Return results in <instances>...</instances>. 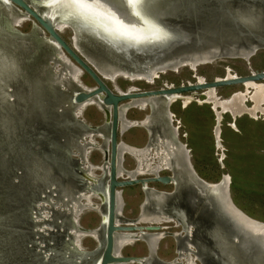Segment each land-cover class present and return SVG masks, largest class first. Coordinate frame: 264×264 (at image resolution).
<instances>
[{
  "label": "rangeland",
  "instance_id": "obj_1",
  "mask_svg": "<svg viewBox=\"0 0 264 264\" xmlns=\"http://www.w3.org/2000/svg\"><path fill=\"white\" fill-rule=\"evenodd\" d=\"M40 1L41 0H36L38 3H40ZM230 1L234 0H152L151 2L161 11L170 13L175 11L176 13L174 15H176V17H181L185 13L187 17H192V21L199 24L197 25L198 28L209 29L210 24L212 25V23H218L219 28L224 25V22L226 21L224 17H227L224 15L227 14V10L229 12L228 16L230 17L235 13L233 7H227L226 5ZM244 1L252 5L253 15L249 16V20H246L247 13L243 14L245 17L243 18L241 24L246 26L251 25L253 27L259 25L262 26L261 29L264 30V0ZM180 21L181 20H175L176 23ZM39 29L40 28L35 25L31 18L22 19L17 26H13L8 19H0V32L11 33L14 36H29L31 39L36 41L38 40L40 32ZM43 34L46 33L43 32ZM59 34L66 42L70 44L73 42L77 50L86 56V58L88 57L87 51L85 49L83 50V47L80 46L81 43H78L79 41H77L76 45V39L78 38L71 27H62ZM53 52L56 56L53 57V61L48 64L54 72L53 80L63 86L62 80L64 79V83L71 80L70 75L73 73L74 66L76 64L71 62L65 54L60 53L58 50L53 49ZM5 53L3 54V57H5ZM1 54L2 53H0V55ZM131 55L132 54H130V56ZM132 56L136 58L135 55ZM55 58L56 60L54 61ZM137 60L139 61L141 59L137 58ZM189 67L193 71L190 70ZM189 67L180 66L175 70H163L162 72H159L161 74H156V76L159 77L154 80L153 84L148 83L144 78L138 80L136 78H129L123 74L110 76L103 72L101 73L105 78L104 82L112 90L125 92L131 89H156L162 87L164 84L179 85L185 84L186 82H194L196 79L193 76L198 77V79H201L202 77L208 81L213 77L221 76L225 73L226 69L227 71H230V74L236 73L241 75L247 74L249 71L264 70V48H258L246 59H243V57L232 56L218 57L213 59L210 63L199 64L195 66L194 69L191 66ZM8 68L9 65L6 64L5 59H0V75H5V71L9 73L10 70ZM76 77L78 82L84 88H91L95 85L92 79L83 71H81V73ZM1 80H4V78ZM257 84H264V80H259ZM64 85V89L71 86L68 83ZM7 90V87L2 89L0 85V98L7 99L8 101L12 97ZM214 90V94L216 92L218 96L222 97H226L232 92H235L236 94H246L247 91L251 93L254 91L252 88H247L246 86L244 88L242 84L215 87ZM200 91L202 90L183 93V97L185 98L186 96H192V100L189 101L186 107H184L185 104H180L179 100H175L172 104L167 105L166 110L169 112L170 119L172 120L171 124L173 127L178 128L179 126V128L175 131V136L172 134V131H169L170 138L165 136L166 142L163 140L165 145L164 148H160V154L163 156L162 152L165 150V152L170 156L168 157L169 159L166 160L168 162L167 165L171 166V162L177 159V166H179V163H181V157L184 156L185 151H188L185 156L189 155V161L192 168L200 179L205 181L208 185L213 186L217 184L222 176L221 184L217 185L226 183L227 186L229 181L228 192L234 205V210L237 213H241L249 220L264 224V115L256 112V115L242 113L238 116L231 117V114L229 115L227 112L223 113L219 120V145H217V141L215 139L216 136L213 132V126L216 123L214 117L215 110L214 108H211L209 103L203 102L205 98L204 95H201ZM68 95V92L65 93V90L56 92L54 97L58 96L59 98L57 100L54 99V105L58 106L62 103H66ZM247 98L248 100L245 102L246 106L251 108L253 106V102L249 99L248 95ZM227 99H230V97ZM150 100L151 99L147 100V102ZM53 102H51V100L49 101V123L44 129H39L37 131L29 132L26 131V129L24 131H19L18 125L15 127L14 118L6 121V117L1 115L0 120L3 122L5 120L6 129H8V131L10 130L8 135L6 133L5 141H3V143L1 142L7 146L3 147L6 151V155L10 156L15 153L14 156L20 157L21 161L24 160L22 161V166L20 167L22 174L19 176V181L17 180L22 189H24L23 184H25L26 188V184L30 185V183L33 188H37L35 187L37 186L35 183H38V185L46 184V182L49 183L48 180L53 181V175L60 177L58 174L64 178H70L72 180V183L70 184L76 185L77 189H79V186L83 185L82 179L78 176L79 169L77 168L79 165L78 163L76 164L75 160L80 157L78 156L80 155L79 152L81 150L83 151V149L81 146H78L77 143L74 150L76 155L71 154V145L68 143L69 141L67 139L69 133L65 130L68 129L69 131V129H74V131L77 132L83 127L82 125H78V123L75 120L73 121V119V123H71V118L67 115L65 110L56 112L55 109L52 108ZM156 103L159 108H161L160 102ZM141 107L144 109L143 111H139L136 108H130L124 114L125 117L129 120L139 122L146 116H151V112H154V110L150 109V114H148V109L150 107ZM101 110L103 109L98 107L96 104L87 105L85 108L78 111L80 117L77 119H81L84 124L99 126V130H102L105 134H107L108 128L106 125H103L104 117ZM161 112H163V108L160 113ZM218 112H220V109H218ZM171 113H173V117H171ZM158 114L159 113L156 115L157 120L160 118ZM147 134H149L147 126L145 128L139 125L126 130V132L118 136V140L137 146V148H141L142 150L148 139ZM1 136L2 134L0 135V138ZM91 141L96 142L101 146L104 144V142L96 136H94ZM183 144H185L184 148L182 146ZM168 145L173 148L168 147ZM32 148L39 153L38 156H40V164L42 165V162L46 163H43L45 166H43L44 169H42V171V166L39 165V174L33 181L26 175L27 171L31 173L34 169L29 167V164H25V161L30 159L29 156L26 158V153ZM9 152L10 155L8 154ZM102 153L104 154L103 150L95 149L92 146L88 148L86 155L87 160L92 166L90 173L95 176L98 185L104 180V177L102 176V166L104 164ZM127 153L128 154H124L120 163V178H124V176L127 175L126 173H123L124 170L132 172L138 167L136 157L138 152L133 151ZM155 153L156 150L153 149V151H150V153L147 154V158L149 159L147 164L156 166L157 163H160V159ZM169 168L170 167L161 169L157 172V174H171ZM149 173L151 174L153 172ZM149 173L144 172V174L136 175V177L147 176ZM24 179L26 182H24ZM147 186L149 189L153 188L157 191L155 192L153 190L155 198L158 199L157 201H161L162 199V195L157 197V193L169 192L173 187L171 183L161 184L159 182H149L147 183ZM82 187L83 186H81V188ZM27 188L30 187L28 186ZM4 191L7 190L4 189L0 178V264H53L54 261L57 262V259H60L59 257L61 256V253L66 250L65 247L63 248L61 244H59V246L56 244H47L46 241L51 238L50 236L46 237L36 234L38 239H33L31 236L34 235V233L29 231V227L31 226L30 220L23 214L25 211V203L24 205L23 201H21L22 204L19 203L17 199H14V195H11L10 193L8 195L6 192V195H4ZM26 193L25 198L28 195L26 199L27 201H31L33 199L32 192L30 194ZM65 195L69 197L71 196V193L68 192ZM120 196L122 203L120 218L128 219L129 221L136 219L140 215L141 203L144 198L141 186L139 184H134L122 187ZM100 201L101 200L98 196L91 193H83L82 197L74 200V208L79 210L78 215L76 216V218H78V227L96 232L95 227L100 224L101 215L103 214V212L98 209L100 204L103 203ZM51 203L54 208H59L60 211L67 208L69 205L68 202L64 201V198L60 200L59 207L55 206L56 202L51 197L49 199L44 198L43 201L40 200L38 204L41 206L38 208L41 210L36 215L35 220L41 222L39 224L41 231L52 229L51 225L46 222L50 220L51 217V212L49 211L52 207L50 205ZM66 212H72L71 208H68ZM143 217L146 219L145 216ZM160 217L163 216L161 215ZM148 223L155 222H139L138 224L145 225ZM158 224L161 226V229H159L160 231H158L159 236H154L153 231L147 232L148 234L146 236L138 239L132 237V233H130L129 236L117 234L116 243L119 253L121 255L139 257L146 256L148 250L149 252L152 251L151 242H153L154 239H157L155 244V256L158 259L162 261H170L168 262L170 264H172L174 260L181 264H186L188 257L186 255L188 252H186L182 248L183 245H181L183 241V231L185 232V229L179 225L176 219L158 222ZM190 232L191 230L189 233ZM255 233H257L256 230ZM134 234L138 235L139 233L135 232ZM37 240H39V242H43V244L45 243V245L39 248L38 245H36ZM102 241L103 238L101 237V234L99 235L97 232L94 235H85L78 238L77 242H79L81 251L74 253L71 252V255L75 254L82 257L89 256L90 260H92L95 256L98 258V254L102 247ZM189 246L193 252L196 250L194 245L192 247V245L189 244ZM39 249H41V252L38 251ZM44 250L51 251L53 253L52 255L47 256L49 258L46 259V261L42 260L41 257V255H43L42 251ZM193 252L190 253V258H188L189 263L187 264H200L199 259L195 257ZM126 264L137 263L133 262Z\"/></svg>",
  "mask_w": 264,
  "mask_h": 264
},
{
  "label": "water",
  "instance_id": "obj_2",
  "mask_svg": "<svg viewBox=\"0 0 264 264\" xmlns=\"http://www.w3.org/2000/svg\"><path fill=\"white\" fill-rule=\"evenodd\" d=\"M57 0L43 1L39 7L50 6ZM152 0H86V6H89L95 10H92L95 18L89 23L93 24L96 31L93 36H85L81 38L93 43L97 47L104 48L109 52H125L137 56L139 61L150 62L160 60L161 58L175 55V52L180 50H186L196 47L197 45H204L205 41H211L214 37L222 36L227 32L235 35L239 38L246 39L244 47L247 49V57L254 53L256 49L252 48L247 43L257 44L258 47L264 45V30L261 31L262 26H246L242 25L238 17H230L225 14V22L219 28V24L212 23L210 28H198L197 22L192 21V17H187L186 14L181 17L174 15L176 12L161 11ZM154 1V0H153ZM0 19H10L9 13L12 15L14 12H10L11 6L19 8V10L26 14V17H30L35 25L40 28L38 40L34 41L29 36H14L11 33L0 32L1 47L0 51H6L5 57L3 53L0 55V59H5L6 64L9 65L10 72L5 71V75H0V85L3 88L7 87L12 99L8 100L0 98V119L1 115L6 117V121L14 118L15 127L18 125L19 131H37L44 129L49 123L48 116H50V103L57 100L59 97H54L56 92L65 90L68 92V100L66 103H62L58 106L54 105L53 109L56 112L65 110L67 115L71 118V123L75 120L78 125L89 128L87 124H84L82 120L77 121L74 114L71 112L72 106L80 104L86 99L93 97L97 106L106 110L103 113L104 123L107 126V141L105 145L104 162L107 163L108 168L104 180V204L101 203L100 209L103 214L101 215L100 224L95 227L98 234H101L103 238L101 251L98 254V264H111L117 262L119 264L137 263V264H167L170 261H162L155 256V247L146 256H130V255H116L113 253L114 249V234L116 231L123 230H146L157 231L161 229L158 223H148L145 225L138 224L140 221L132 219L131 221L123 220L121 225L115 223V218L118 217L116 212V198L117 193L121 192V188L129 185L139 184L143 190L144 198L141 204L145 202L146 195L148 194L145 189L148 187L149 182H159L161 184L173 185L171 191L164 192L160 201L161 210L171 215L172 212L178 210L179 213L185 218V221L192 225L191 234H187L183 231L182 239L187 238L188 241L195 247L193 252L199 259L200 264H253L251 256L255 253L254 246L251 249L243 251L239 249L240 235L237 225L226 217L223 211L218 207L217 200H215L217 188H212L206 184L205 181L200 179L192 168L189 161V155L186 157V165L190 174L197 179L196 184H189L182 178L178 177V171L174 167L170 166L171 174L159 175L155 171L147 176L129 177L127 175L124 178H120L118 174V157H119V143L117 141L119 120H120V105L123 101L137 97H151L160 95L181 94L189 91L204 90L209 87H220L225 85L243 84L247 80L259 81L264 79V70L250 71L245 75H239L236 77H223L215 78L208 81H200L190 84H179L175 86L159 87L157 89H148L142 91H125L119 92L117 90L110 89L104 82L103 76L95 68L86 56H84L73 44L66 42L59 34L57 27L55 26L54 18L43 10L34 7L28 0H0ZM145 14V15H144ZM55 16V14L53 15ZM149 16V17H148ZM3 18V19H2ZM154 20H152V19ZM258 18V17H257ZM58 19V18H57ZM175 20H181L176 23ZM264 20V15H263ZM10 21V20H9ZM138 21V22H136ZM174 21V22H173ZM189 22V23H187ZM13 26H17L16 22L10 21ZM157 24V25H156ZM88 26V25H86ZM45 32L46 34H43ZM93 39V40H92ZM89 48L91 46H88ZM53 49L58 50L60 53L65 54L71 62L75 63L79 67V71L85 72L94 82V86L91 88H84L79 83H76L73 79L66 82L70 87L65 86L64 79L62 80L63 86L60 83L55 82L53 79L54 72L51 66L48 64L51 60V54ZM214 58L218 55V52L209 51ZM131 57L133 58V56ZM224 55L222 53L219 56ZM111 59V58H110ZM56 58L54 59V61ZM102 61L104 59L102 58ZM112 64V63H111ZM118 63H116L117 65ZM120 65V64H119ZM132 71L137 70V66L128 65ZM122 67V66H120ZM129 70V71H131ZM36 82V83H34ZM73 90V91H72ZM64 96V95H63ZM94 101V100H93ZM52 115V114H51ZM74 116V117H73ZM73 119V121H72ZM6 121L0 120V178L4 189V195L6 192L11 195L22 194V191L32 192L35 191H52L54 189L52 180H48L49 183L37 184V188H33L29 184H23V188L19 186V176L22 174L21 166L22 160L18 156H14L15 153L6 155V151L2 144L6 139V133L9 134L6 129ZM3 122V123H2ZM74 126V125H73ZM92 128H98L99 126H90ZM82 128V129H83ZM62 129V128H61ZM82 129H79L81 131ZM151 132L153 127L149 128ZM69 136L68 141L72 139L74 133L73 142L77 141V132L74 129L68 131L65 129ZM158 130V129H156ZM78 131V132H79ZM2 142V143H1ZM5 143V142H4ZM7 144V143H6ZM69 144H71L69 142ZM68 144V145H69ZM7 147V146H6ZM185 144H183V148ZM71 149V148H70ZM188 152V151H186ZM38 152L33 148L26 153L30 159L25 161V164H29V167L33 168V172L27 171V177L30 180H34L39 174L40 168V156ZM39 162V163H38ZM42 162V169H44ZM166 169V168H165ZM49 174V173H47ZM58 185L67 187V183L71 185L72 180L68 177H63L58 174ZM18 177V178H17ZM62 177V178H61ZM70 177V176H69ZM60 179V180H59ZM18 180V181H17ZM222 176L217 184H221ZM38 181V179H37ZM24 182L26 180L24 179ZM51 183V185H50ZM229 183V181H228ZM228 183L226 190L228 191ZM66 184V185H65ZM76 186V185H74ZM83 186V185H81ZM80 186V187H81ZM79 187V188H80ZM153 189V188H152ZM157 192L155 189H153ZM31 191V192H30ZM101 192V191H100ZM228 194V192H227ZM210 201L211 204H208ZM102 202V201H100ZM147 207V205H146ZM150 209V208H149ZM152 210V209H151ZM104 216L105 218H103ZM197 216H202V220L205 221L203 236L206 240H198L196 231L199 229L195 224ZM207 223V224H206ZM215 227H220L227 232L228 246L234 249V254L231 257H225L219 252L220 247L215 242L213 236V230ZM186 235V236H185ZM177 236V235H176ZM205 244V249L208 254L203 253V246L197 244ZM184 244V243H183ZM262 244V243H261ZM182 245V243H181ZM185 246V245H184ZM183 246V247H184ZM262 260L264 262V249L261 247ZM174 264H181L174 260Z\"/></svg>",
  "mask_w": 264,
  "mask_h": 264
},
{
  "label": "flooded vegetation",
  "instance_id": "obj_3",
  "mask_svg": "<svg viewBox=\"0 0 264 264\" xmlns=\"http://www.w3.org/2000/svg\"><path fill=\"white\" fill-rule=\"evenodd\" d=\"M30 1H32L33 5L34 4H39L40 5V3L42 1H45V0H41L40 3L36 2V0H30ZM9 11L10 12H14L13 15L11 13L8 14V16H10L9 20L12 21V22H16V20H17V25H18V23L21 22L20 20L24 18L23 12H21L18 8L14 7V6H13L12 9H9ZM40 32H41V30H40ZM1 44H2V42H1V39H0V47H1ZM5 52L6 51H4V52L2 51L3 54ZM0 53H1V51H0ZM55 56H56L55 53L52 52L51 58H50L51 60L49 61V64L53 61V57H55ZM221 57H230V56H221ZM243 59H246V58H243ZM210 62L211 61H205V62H200L199 64L210 63ZM186 66L189 67V65H186ZM190 70H192V69L190 68ZM159 74H161V73H159ZM232 75L233 74H230V71H227V69H226L224 74H222L221 76H218V77H213L212 79L223 78V77H232ZM238 75H241V74H238ZM243 75H245V74H243ZM158 77L154 76L153 79L152 78H146V79L144 78V79L146 81L148 79L147 82L150 83V84H153L154 80L157 79ZM193 77H195V79H196L194 82H186L185 84L200 82L198 77H196V76H193ZM129 78H131V77H129ZM135 78L138 79V77H135ZM201 79H202V81L203 80L206 81L202 77H201ZM34 83H36V82H34ZM245 84H242L244 88H245ZM168 86H175V85H165L164 84L162 87H168ZM210 89L211 88H206V89H204V90H202L200 92H201V95H204V98H205L203 102L209 103L211 105V108L213 109L212 103L207 102V93H209V92L214 93L213 91H215L214 88H212L213 91H209ZM129 91H142V90L131 89ZM234 94H236V93L232 92L228 96L222 97V96H218V94L215 92V96H217V98L219 100H225V99L233 96ZM186 98H189V100L187 101ZM186 98L181 96L180 98L175 99V100H179L180 104L184 105V102H188L189 103V101L192 100V96H189V97L186 96ZM151 100L149 102H147V101L146 102H144V101H135V102L128 103V104L126 103L122 107V119L123 120L119 124L118 136L122 135L129 128H132V127H135V126H139V125L143 126L145 128L147 126V130H148V133H149V134H147L148 139H147L146 143L144 144L145 146H144V148L142 150H140L141 148L140 149L137 148V146L128 144V143H126V142H124L122 140H118V137H117V141L119 142L120 149H121V161H122V157H123L122 155L128 154L127 152L130 153V152H133V151L134 152H138L139 151L137 153V155L135 154L136 157H137V161H138V167L132 172L123 169L124 170L123 173H126L127 176L136 177V175H142V174H144V172H147V173L155 172V170L158 171V170L170 167V166L167 165L168 162L166 161L167 159H169L168 157H170V156L168 155V153L165 152V150H163V152H162L163 156H162V154H160L161 153L160 152L161 151L160 148H164V145H165L164 141L166 139L165 136H168L170 138L169 131L170 132L172 131V134L175 136V131H177L179 126H178V128L173 127V125L171 124L172 120L170 119L169 112L166 110L167 105H164L162 103V101L160 100V98L157 99V100L156 99H151ZM184 100H186V101H184ZM198 100H200V99H198ZM156 102H160L161 108H159V106H158V104ZM172 102L170 104H172ZM188 103H186L184 105V107H186V105ZM251 105H252V103H251ZM141 106L150 107L148 109V111H149L148 114H150V109L154 110V112L153 113L151 112V114H150L151 116L148 115L142 121H139V122L138 121L136 122L134 120L133 121L129 120L128 118L125 117L124 114L130 108H136L139 111H143L144 109ZM162 108H163V112L160 113ZM101 111L103 113L107 112L106 110H101ZM71 112H72V114H74L76 119L80 117L79 112L76 110V104L74 106H72ZM157 113H159L158 116H160V118L158 120L156 119ZM228 114L230 115V113H228ZM171 115H172L171 117H173V113H171ZM214 115H215L214 117H215V122L216 123L213 126V132L215 133V130H217V128L220 131V124H219V122H217L218 118H217V115H216L215 111H214ZM77 121L79 122V120H77ZM88 126H89V128H85V129L83 128L81 131H79V132L77 131V140H76L77 142L76 143L73 142L74 136H76V135H74V133H72L73 137L69 141L71 143L70 144L71 145V154L76 155L74 150H75V147H76L77 143H78L77 145L81 146V148L83 149V151L81 150L79 152L80 155H78V156H80V157L75 159L76 160V164L78 163V165H79V167L77 168V169H79L78 170V176L83 181V187L82 188L79 186L80 188L77 189V186H74L72 184L71 185L68 184L67 187H64L62 185L59 187V185H58V177L53 175V177H54L53 178V185L55 184V187L52 186L54 188V189H52V191H35V193L33 195V199L31 201H27L26 198L28 197V195L25 198V193L27 191L26 192L22 191V194H19V197H18V195H16V193L14 195V199H17V201L19 203L22 204L21 201H23V205L25 203V209H24L25 211L23 212V214L26 215V217H28L29 220H30L31 226L29 227V231L34 233V235H32L31 237L33 239H36V238L38 239V236H36V234L37 235L38 234L39 235H43V236H46V237L50 236L51 238L46 241L47 244H51V245L56 244L57 246H59V244H61L63 248L65 247L66 250H64L61 253V256L59 257L60 259H57V262L54 261L53 264H59V263L60 264H96V262H97V258H96L97 256H95L92 260H90L89 256L82 257V256H79V255L77 256L75 254L71 255V252H73V253L77 252V250H76V242H77L78 238H81V237L85 236L80 229H82L84 231H89V230H85V229H83L81 227H78V225H77L78 224L77 223L78 222L77 221L78 218H76V216L78 215V211L79 210L74 208V206H75L74 200L79 199L78 194H81V193L82 194L83 193H91V194L99 197V195H101L103 193L104 186H105V184H104L105 182H103V184L101 183V184L98 185V182H97V179L95 178V176L91 175L90 169H91L92 166H91V163L87 160L86 155H87L88 148L93 146L95 149L103 150L104 154L102 153V158L104 160V156H105V152H106L105 151V149H106L105 145H106V141H107V134H105L102 130H99V128H92V127H90L91 125H88ZM150 126L153 127V131L152 132L149 129ZM156 129H158V130H156ZM94 136L99 137L104 142L103 146L97 144L96 142H92L91 141V140H93ZM215 139L217 141V145H219V140L217 139V137ZM168 147L173 148L172 146H169V145H168ZM153 149L156 150L155 154L160 159V161H159L160 163H157L156 166H152V165L147 164V161H149V159L147 158V154H149L150 151H153ZM122 153H124V154H122ZM186 153L187 152L185 151V154ZM185 154H184V156L181 157V159H180L181 163H179L180 164L179 166H177L178 165V160L175 159V161L171 162V167H174L175 169H177V171H178L177 173L179 175L178 177L182 178L183 180H185L189 184H196L197 183V179L190 174V172L188 170V165H186V159H187L186 157L187 156H185ZM121 161H120V163H121ZM103 163L104 164L102 166V170H103L102 171V174H103L102 176L105 177L106 169H107L106 168L107 163L104 162V161H103ZM119 171H121L120 165H119ZM119 173H121V172H119ZM88 176H89V178H88ZM223 185L224 184L218 186V188H217L218 191L216 192L215 200H217V205L223 211L224 215L226 217H228L229 219H231L234 222L235 225H237V227H238L237 229H238V232H239V235H240V240H241V242H243L245 239H247V236L244 233V228H243L242 225H244L245 227L249 228L247 226L248 224H246L247 222L244 224L242 222V220L236 215L235 210H234L235 209L234 205H233V203H232V201L230 199V196H229V192L226 190L225 186H223ZM213 186H215V185H213ZM143 189L148 191V194L146 195L147 199L145 198L146 200L144 202L145 203V211H143V213L140 212V215L135 220L139 219L140 222H155V223H157V222H162V221H167V220L169 221V220L176 219L178 221L179 225L182 226L183 229H185V232L190 235L189 231L192 230V225L190 223H188L187 221H185V218L179 213L178 210L172 212L171 215H169L166 212H163L161 210L160 201H157L158 199L155 198V195L153 194V192H154L153 189H149L148 187L143 188ZM68 192L71 193V196H69V197H67L65 195ZM227 192H228V195L226 194ZM26 194H28V193H26ZM157 195H158L157 197H159L160 195H163V193H157ZM50 197L53 200H55V202H56L55 206H57V207H59L60 200L63 199V198H64V201L69 203V205H68L67 208H64V210L60 211L59 208L58 209L54 208L52 206V203H51L50 205L52 207L49 209V211L51 212V217H50V220H48L46 222L49 225H51L52 229H46L44 231H41V229L39 228V224L41 222L40 221L38 222V220H35L36 219V215L41 210L40 208H38V207L41 206V205L38 204V202L40 200L43 201L44 198L45 199H49ZM66 198H68L69 200L66 199ZM26 201L29 202V203H27ZM208 202H209L208 204H211L210 201H208ZM146 205H147V207H146ZM119 206H120L119 209L121 210L122 203L119 204ZM68 208H71L72 212H69V213L66 212V210H68ZM120 210H119V214H120ZM157 215H159V216H157ZM161 215L163 217L164 216L165 217L164 218L160 217ZM143 216H145L146 219L150 217V220L151 219H153V220L152 221L146 220ZM123 220L128 221V219L120 218L119 222L120 221L123 222ZM195 224H196L197 228L199 227V229L196 231L198 240H206L205 237L203 236V234L205 232L204 229L206 227L204 226L205 221L202 220V216H197V218L195 220ZM77 232H78V234H77ZM96 232L98 233L97 230H96ZM212 232H213L212 234H213V236L215 238L216 244L218 245V247H220L219 252L222 253L223 255H225V257L230 255L229 254L230 252L228 250V241H227V236L228 235H227V232H225L220 227H215ZM76 236H77V238H76ZM78 244H79V242H78ZM189 244L190 243L188 242L187 238L183 239L182 245L183 246L185 245V246L182 247V248L186 252H188V254L186 255V256H188L187 257V261H188V258H190V256H189V255H191L190 253L193 252L190 249ZM36 245H38V247L41 248V247H43L45 245V243L43 244V242H39V240H37V244ZM197 245H199L200 247L203 246V253L205 252L204 253V257H205V254H208V252L206 251V249L204 247L205 246L204 242L203 243L201 242L200 244H197ZM38 251L41 252V249H39ZM258 251L261 252V245L260 244L258 246H256V248H255V252H258ZM42 253H43V255H41L42 260H45V261H46V259L49 258V257H47L48 255H52L53 254L51 251H47V250L42 251ZM195 257H196V255H195Z\"/></svg>",
  "mask_w": 264,
  "mask_h": 264
},
{
  "label": "bare ground",
  "instance_id": "obj_4",
  "mask_svg": "<svg viewBox=\"0 0 264 264\" xmlns=\"http://www.w3.org/2000/svg\"><path fill=\"white\" fill-rule=\"evenodd\" d=\"M28 1L33 5L32 1H30V0H28ZM45 1H52V0H45ZM0 4L2 5L3 3H0ZM33 6L43 10L44 13L52 16L54 18V21H55V26L57 27L59 32H60V29L62 27L69 26L72 28V30L74 31V33L76 34V36L78 38V39H76V45H77V41H79L78 42L79 44L81 43L80 46L83 47V50L85 49L88 53L87 59L92 64H94V66L98 67V68L97 67H95V68L100 72L101 75H102L101 72H103V73L110 75V76L111 75L117 76L118 74H123V75L131 77V78L138 77V79H142V78H145V79L146 78H152L153 79V77L156 76L157 73L162 72L163 70H167V69L175 70L180 66H186V65H189L194 69L195 66L198 65L200 62L212 61L213 59L221 57V56L248 58L247 57V49L248 48L245 49V47H244L245 42H247L246 39H244V41H245L244 42V41H242L243 39L237 37L235 35V33L232 34L230 32H227L226 34H224L227 36H222L221 39L219 37L218 38L214 37L211 41H205L204 45H202V46L197 45L196 47H193V48H189L186 50H180V51L175 52V55L167 56V57L161 58L160 60L150 61V62H147V61L142 62L143 61L142 59H141L142 61H138L137 56H136V58L135 57L132 58L129 53L125 54V52H115L114 51V52H111V54H110L109 52H107L108 50L105 51L104 48H101L99 46L97 47L93 43H90L89 41L83 39L85 36H87V37L91 36L92 37L93 34L96 33V31L93 27V24L89 23L90 21H92L93 18H95V17H93L94 14L92 12V10H95V9H93L89 6H85L84 4L75 3V2H73V0H57L54 2V4H52L50 6H44L43 8L39 7V4H34ZM11 7L13 8V6H11ZM95 12L97 14L96 10H95ZM236 12H238V11H235V13L232 16L238 17L239 20L242 22L243 19H241L240 15H238ZM54 14H55V16H53ZM23 16H24V18H30V17H26V14L24 12H23ZM16 23H17V20H16ZM86 25H88V26H86ZM263 27H264V24H263ZM262 30L263 29H261V31ZM93 31H94V33H93ZM80 34H82L83 38H81ZM247 44L256 50L258 48H260V47H258L259 43L253 44L250 42ZM88 46H91V47L89 48ZM209 51L218 52V55L214 52L217 56H215L214 58H210L211 54ZM220 53H222L224 55L219 56ZM102 58L104 59V61H102ZM116 63H118V64L116 65ZM134 64L137 66L136 71H132L130 69V67L128 66V65L131 66ZM120 66H122V67H120ZM129 70H131V71H129ZM80 73H81V71H79V67L77 65H75L74 71L70 75L71 79H73L76 83H79L76 76H78ZM103 78H104V76H103ZM147 81H148V79H147ZM199 81H202V79H199ZM257 83H258V81H254V80L245 81L243 84H245V86L247 88H252L254 90L253 93L247 91L246 94H243V93L234 94L232 97H230V99H227V100H219L217 98V96H215L214 93H212V92L207 93V97H208L207 100H208V102H211L213 104V108L216 112L218 122L221 118V115L223 113H226V112L230 113L232 117L238 116L242 113H249L251 115H254L256 112L262 113L264 115V84H257ZM209 88H211L209 91H213V89H212L213 87H209ZM182 94L183 93H181V94L175 93V94H171V95L137 97V98H131V99H128L126 101H123L120 105V110H119L120 111L119 112V114H120L119 124L123 120L122 119V107L126 103L128 104V103H132L135 101L146 102L149 99H159L160 98V100L162 101V103L164 105H168L172 101H174L175 99H178L181 96H183ZM247 95L249 96V99L253 102V106L251 108H248V106H246V103H245L248 100ZM186 100L188 101L189 98H187ZM186 100H184V101H186ZM186 103H188V102H184V104H186ZM91 104L97 105V103L95 102V99L93 97H90V98L86 99L84 102L77 104L76 110L80 111V109H83L87 105H91ZM218 109H220V112H218ZM215 136L219 140L218 128H217V130H215ZM118 151H119V153H118L119 154L118 165H119V163L121 161L120 145L118 147ZM106 168H108V165L106 166ZM117 172H118V174H120L119 168H118ZM129 177H132V176H129ZM88 178H89V176H88ZM208 186H210L212 188L213 187L218 188L219 185H215V186L208 185ZM223 186H225V188H226V183ZM78 197H82V193L78 194ZM99 197H100L99 199L104 203L105 202L104 193L99 195ZM146 199H147V197H146ZM119 204H121V196H120V193L119 194L117 193L116 212L118 214V217L115 218V223L118 225H121L122 221L119 222V220H120V214H119L120 206H119ZM143 211H145V203L141 205V213H143ZM235 213L242 220V222L244 224L247 222L246 224H248L247 226L249 227V228H247L244 225H242L244 228V233L247 236V239H245L243 242H241V240L238 241L239 249L241 248L243 251H246V250L251 249L252 246H254V250H255L256 246H258L259 244L264 249V224H260L258 222L253 221V220H249L247 217L245 218V216H243L239 212L237 213L235 211ZM103 218H105V217L103 216ZM146 220L152 221L153 219L150 220V217H149ZM137 221H139V219H137ZM254 229L257 231V233H255ZM80 230L83 232L84 235H94L96 233L95 231H84L82 229H80ZM158 231H160V230L153 231L154 232L153 235L159 236ZM135 232H138L139 234L135 235L134 234ZM147 232H149V231H146L144 229L133 230V231H130V230L116 231L114 234L113 253L116 255L117 254L121 255L119 253V250H117L118 249L117 248L118 246L116 243L117 234L129 236L130 233H132L133 234L132 237H134L135 239L136 238L138 239V238L146 236L148 234ZM77 234H78V232H77ZM190 234H191V232H190ZM76 238H77V236H76ZM156 241H157V239L154 240L153 242H151L152 250L155 247ZM188 242L190 243V241H188ZM76 250L78 252L81 251V248L79 247L78 242H76ZM228 250L230 252L229 253L230 255H228L227 258L231 257L235 253L234 249H232L230 246H228ZM251 260H252L253 264H264L262 257H261V254H259V252H255L251 256ZM98 262H99V259L97 258L96 264H98ZM186 263H189V262L187 261ZM111 264H119V263L114 262ZM167 264H170V263H167ZM172 264H174V262Z\"/></svg>",
  "mask_w": 264,
  "mask_h": 264
},
{
  "label": "crops",
  "instance_id": "obj_5",
  "mask_svg": "<svg viewBox=\"0 0 264 264\" xmlns=\"http://www.w3.org/2000/svg\"><path fill=\"white\" fill-rule=\"evenodd\" d=\"M227 7L230 6V7H233L235 11H238L236 12L238 15L241 14V19H243L245 16H243V14L247 13V17H246V20H249V16L253 15L252 13V5L245 2L244 0H240V1H237V0H234V1H230L228 2L227 4ZM227 9V8H226ZM231 10V9H230ZM240 13V14H239ZM263 31V30H262ZM264 48V45L261 46ZM141 150V149H140ZM139 152V151H138ZM124 154V153H122ZM124 156V155H122Z\"/></svg>",
  "mask_w": 264,
  "mask_h": 264
},
{
  "label": "snow or ice",
  "instance_id": "obj_6",
  "mask_svg": "<svg viewBox=\"0 0 264 264\" xmlns=\"http://www.w3.org/2000/svg\"><path fill=\"white\" fill-rule=\"evenodd\" d=\"M73 2L78 3V4H84L86 6V0H73ZM129 2H130V0H129ZM136 22H138V21H136Z\"/></svg>",
  "mask_w": 264,
  "mask_h": 264
},
{
  "label": "built area",
  "instance_id": "obj_7",
  "mask_svg": "<svg viewBox=\"0 0 264 264\" xmlns=\"http://www.w3.org/2000/svg\"><path fill=\"white\" fill-rule=\"evenodd\" d=\"M250 72V71H249ZM236 76H239L238 74L236 73H233L232 77H236Z\"/></svg>",
  "mask_w": 264,
  "mask_h": 264
}]
</instances>
